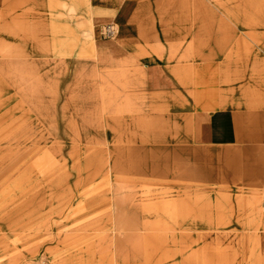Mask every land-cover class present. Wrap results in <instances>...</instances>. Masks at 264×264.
Returning <instances> with one entry per match:
<instances>
[{"label":"crops","instance_id":"obj_1","mask_svg":"<svg viewBox=\"0 0 264 264\" xmlns=\"http://www.w3.org/2000/svg\"><path fill=\"white\" fill-rule=\"evenodd\" d=\"M247 6L244 0H0V51L44 50L42 59L13 62L19 70L10 79L44 81L45 90L54 84L63 117L105 129V139L93 132L92 142L108 145L112 178L244 191L264 179V36L252 31L253 40L245 39L242 18L256 9ZM108 24L117 26L115 38L104 37ZM149 121L166 123L177 136L160 141L151 129L116 135ZM177 165H186V174Z\"/></svg>","mask_w":264,"mask_h":264},{"label":"rangeland","instance_id":"obj_2","mask_svg":"<svg viewBox=\"0 0 264 264\" xmlns=\"http://www.w3.org/2000/svg\"><path fill=\"white\" fill-rule=\"evenodd\" d=\"M244 4L256 8L242 18L245 39L264 36V0ZM41 51H0V264H264V179L243 191L112 178L108 145L92 142L105 129L63 117L54 84L10 79L13 62ZM139 125L116 135L177 136Z\"/></svg>","mask_w":264,"mask_h":264},{"label":"built area","instance_id":"obj_3","mask_svg":"<svg viewBox=\"0 0 264 264\" xmlns=\"http://www.w3.org/2000/svg\"><path fill=\"white\" fill-rule=\"evenodd\" d=\"M116 33H117V26L115 24H108L105 25L103 28V35L107 39L115 38ZM263 191H264V185H263Z\"/></svg>","mask_w":264,"mask_h":264}]
</instances>
